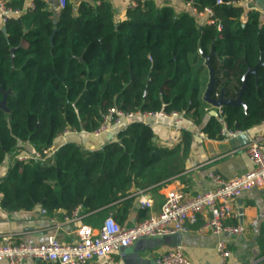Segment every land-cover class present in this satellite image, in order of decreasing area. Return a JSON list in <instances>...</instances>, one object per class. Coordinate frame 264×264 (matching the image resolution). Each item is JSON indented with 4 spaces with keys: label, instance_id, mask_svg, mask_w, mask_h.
Here are the masks:
<instances>
[{
    "label": "trees",
    "instance_id": "1",
    "mask_svg": "<svg viewBox=\"0 0 264 264\" xmlns=\"http://www.w3.org/2000/svg\"><path fill=\"white\" fill-rule=\"evenodd\" d=\"M24 1L11 2L23 7ZM184 1L197 11L211 7L222 29L199 24L190 11L159 7L154 0H137L118 20L109 0L76 5L67 0L55 11L48 0H33L23 14L3 23L5 32L0 26V86L10 89L8 111L0 108V163L13 159L0 176L3 209L40 205L69 213L80 206L93 217L129 203L133 186L159 180L158 161H171L178 147L157 148L152 127L142 122L130 123L99 148L65 141L45 162H20L13 153L42 150L67 127L89 132L110 107L178 110L200 124L206 103L201 98L207 80L203 56L211 48L212 95L222 90L234 98L248 66H256L257 76L246 77L245 109L222 106L228 128L247 130L264 120V16L241 4ZM220 128L219 118L210 116L203 131L215 138L221 136ZM182 133L185 150L191 133Z\"/></svg>",
    "mask_w": 264,
    "mask_h": 264
},
{
    "label": "crops",
    "instance_id": "2",
    "mask_svg": "<svg viewBox=\"0 0 264 264\" xmlns=\"http://www.w3.org/2000/svg\"><path fill=\"white\" fill-rule=\"evenodd\" d=\"M5 1L10 6H13L12 0ZM68 1L76 5L81 0ZM130 1L109 0L115 20L126 16ZM48 2L50 9L55 11L56 6H58L57 0H48ZM154 2L159 7L169 5L176 12L183 10L191 12L192 10L191 6L185 3L184 0H154ZM252 2L253 9L264 16V5H262L264 1L253 0ZM32 6L33 0H25L23 7H13L22 8L23 12L21 14H23L25 8ZM203 21L204 18L197 19L199 24H202ZM3 23L0 13V26ZM206 71L207 80L202 89L201 98L209 78L207 67ZM204 109L205 113L200 124L196 125L189 118L184 117L180 130L170 129L159 123L149 124L154 131L153 142L157 148L170 149L177 146L178 150L172 154L174 157L171 161L170 159L169 161L166 159L158 161L157 169L161 176L159 180L145 186L138 185L131 188V194L128 196L131 198L129 203H118L114 209L102 211L93 217H88L87 213H82L80 206H76L78 208L76 216L71 215L76 207L67 213L63 209L48 211L40 205H36L31 210L12 211L5 210L0 206V237L4 234H10L12 239L16 241L39 242L43 241L48 235H54L62 242H72L76 238V228L82 223L90 224L97 228L107 215H111L116 221L120 215H124V219L119 223L132 225L144 219L150 213L158 212L168 190L181 189L187 193H197L213 187L209 172L218 173L224 178H232L251 169L253 164L245 152V144L251 137L261 135L262 151L264 153V120L247 130H242V133L237 135L238 137L225 138L220 136L212 138L203 131L204 124L209 120L210 116L219 118L220 121L222 119L218 114L215 116L212 113L213 107L209 103H205ZM182 129L191 133L189 144L185 150L182 141ZM114 135L108 133L94 137L88 132L78 131L65 138L59 134L53 144L60 146L63 142L71 140L85 148L94 149L99 148ZM5 159L7 164L5 166L0 164V176L9 167L10 159L12 158L8 159L6 157ZM166 169L171 172H167ZM1 198L2 194L0 193V200ZM140 198L151 200V207H142L139 202ZM233 206L239 215L237 218L232 217L228 222L231 224L242 223L244 231L241 234L215 235L209 232L199 233L195 229L203 221L204 215L201 214L198 216L197 222L189 224L190 231L188 233L173 235L165 240L149 239L142 247L139 245L138 249L131 250L127 254L114 250L108 258H94L93 263L156 264L154 262L156 255L163 252L167 247L180 244L192 264H220L216 243L221 238L226 242L230 250L228 264H259L264 260V185L253 186L244 191L235 198ZM42 209L45 212H42ZM65 216H67V219H64ZM50 218H54L55 223H51L49 221ZM0 264H7V262L2 260ZM22 264L57 263L28 257L23 260Z\"/></svg>",
    "mask_w": 264,
    "mask_h": 264
},
{
    "label": "built area",
    "instance_id": "3",
    "mask_svg": "<svg viewBox=\"0 0 264 264\" xmlns=\"http://www.w3.org/2000/svg\"><path fill=\"white\" fill-rule=\"evenodd\" d=\"M67 0H57L59 8H63ZM253 0H216L217 4L235 5L241 4L245 9H253ZM136 1L131 0L130 6H135ZM191 14L197 19L204 18L202 24L213 25L216 30L222 29V22L215 15L214 10L206 6L197 11L191 7ZM23 12L22 8H16L0 0V13L2 22L12 17H17ZM218 98V92L213 93ZM220 116V135L225 138L235 137L242 133L240 129H230L224 122L222 106L216 107ZM184 120V114L178 110H131L124 111L117 107H110L101 114L98 126L89 131L91 136L99 137L103 134H116L132 122L144 124L159 123L167 128L180 130ZM78 132L74 127L65 128L60 134L67 137ZM24 143V142H22ZM58 146L51 144L42 150L31 152L17 150L13 158L20 162L29 160L47 161L52 157ZM245 152L253 166L239 176L224 178L218 173L209 172L213 187L197 193H187L181 189H171L165 194L164 200L158 212L150 213L144 219L132 224L118 223L111 215H107L99 227L82 223L76 230V238L72 242H62L54 235H48L43 241L28 242L14 240L10 234H4L0 238V261L7 264H22L25 258H35L51 261L57 264H94L96 257L108 258L114 250L120 251L122 247L132 245L140 238H162L185 234L190 231L189 224L197 222L199 215H204L203 221L195 229L199 233L209 232L215 235H236L244 231L242 223H229L228 220L237 218L239 213L233 206L236 197L253 186L264 185V153L262 151V136L255 135L245 144ZM5 166L6 159L0 163ZM142 207H151L152 201L139 200ZM42 212H45L42 209ZM76 207L71 215L76 216ZM67 219V216L64 217ZM55 223L54 218H50ZM216 251L220 257V264H228L230 250L223 239L216 243ZM156 264H192L185 255L180 244L167 247L163 252L154 257Z\"/></svg>",
    "mask_w": 264,
    "mask_h": 264
},
{
    "label": "water",
    "instance_id": "4",
    "mask_svg": "<svg viewBox=\"0 0 264 264\" xmlns=\"http://www.w3.org/2000/svg\"><path fill=\"white\" fill-rule=\"evenodd\" d=\"M262 1H264V0H262ZM262 5H264V2H262ZM2 31L5 32V27L4 26H2ZM10 55H11V62L13 64V57H14V48L13 47L10 48ZM213 55H215V52H214L213 48H211L209 54L203 56V58H204V65L207 67L208 74H209L208 82L206 84V88H205V90L203 92V95H202L203 101L209 103L213 107V109L211 111H212V113L215 116L217 115V112L215 110V107H218V106L242 105L243 110H244L246 106H245L244 101L242 100V94H243V91H244V88H245V85H246V77H247V75L249 73H254L255 76H257V74H256V66H254V67L248 66L246 72L242 76V84H241V86L239 88V91L237 92V94H236V96L234 98H226L225 95H224V92L222 90L220 91L218 98H214L212 96V92H213V86L216 84V79L214 77L213 69H212V67L210 66V63H209V59ZM260 63H262V62L259 61L258 64H260ZM0 91L3 94V97L0 100V108L7 112L8 111V108L6 106V95H7V93L10 92V89L4 91L1 88V86H0ZM169 237L170 236H165V237H162V238H153V239H155V240H158V239L165 240V239H167ZM147 240H149V239L148 238H140V239H137L132 245H130L128 247H122L120 249V251L123 254H127L131 250L138 249L139 245L142 247L143 244H146Z\"/></svg>",
    "mask_w": 264,
    "mask_h": 264
}]
</instances>
